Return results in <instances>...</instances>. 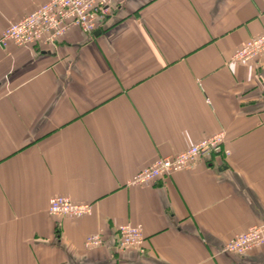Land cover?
<instances>
[{
    "label": "crops",
    "instance_id": "crops-1",
    "mask_svg": "<svg viewBox=\"0 0 264 264\" xmlns=\"http://www.w3.org/2000/svg\"><path fill=\"white\" fill-rule=\"evenodd\" d=\"M46 1L0 0V37ZM110 5L98 35L0 46V264H264V246L222 250L264 223V61H229L264 33V0ZM219 131L228 156L128 185ZM54 196L91 212L51 216ZM126 224L143 253L116 248Z\"/></svg>",
    "mask_w": 264,
    "mask_h": 264
},
{
    "label": "built area",
    "instance_id": "built-area-1",
    "mask_svg": "<svg viewBox=\"0 0 264 264\" xmlns=\"http://www.w3.org/2000/svg\"><path fill=\"white\" fill-rule=\"evenodd\" d=\"M110 7V0H48L19 21L10 23L0 37V46L7 47L12 44L27 49L37 45H50L72 28L91 36L102 28L110 14ZM229 61L241 66L264 61V33L246 41L232 54ZM224 139L225 133L219 131L173 157L156 159L151 165L137 172L128 185L146 187L159 179L191 169L199 161L213 155L223 153L228 156L229 152L223 148ZM47 211L51 216L81 218L90 214L91 206L74 203L65 196H54L49 199ZM145 240L141 227L126 224L117 228L115 246L119 250L133 249L143 253ZM102 244L100 234L90 235L85 240L87 248ZM261 246H264V223L253 225L245 232L235 235L222 250L242 257Z\"/></svg>",
    "mask_w": 264,
    "mask_h": 264
},
{
    "label": "water",
    "instance_id": "water-1",
    "mask_svg": "<svg viewBox=\"0 0 264 264\" xmlns=\"http://www.w3.org/2000/svg\"><path fill=\"white\" fill-rule=\"evenodd\" d=\"M99 32H100V31H96V32L94 33V35H98V34H99Z\"/></svg>",
    "mask_w": 264,
    "mask_h": 264
}]
</instances>
